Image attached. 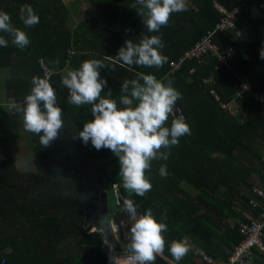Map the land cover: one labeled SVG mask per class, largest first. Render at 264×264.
Segmentation results:
<instances>
[{
    "label": "trees",
    "instance_id": "obj_1",
    "mask_svg": "<svg viewBox=\"0 0 264 264\" xmlns=\"http://www.w3.org/2000/svg\"><path fill=\"white\" fill-rule=\"evenodd\" d=\"M79 1L0 0V10L7 11L18 27L24 28L20 20L23 5L30 4L40 17L37 25L25 28L31 40L26 48L16 47L10 38L7 47L0 46V70L8 74L4 83L8 101L21 106L33 86V76L44 78L47 68L64 120L58 137L43 147L39 136L25 129L21 142L8 137L0 115V264H107L111 245L101 229L87 231L84 216L86 207L99 203L101 194L112 188L117 189L119 201L116 205L109 201L105 219L122 243L129 245L124 232L129 234L131 225L128 217L123 218L127 213L124 201L132 200L137 215L150 208L157 219L168 224L165 235L169 243L187 238L208 257L226 262L241 242L239 224L263 210L255 213L259 204L246 192L253 174L264 181V111L252 98V93L264 92V59L260 58L264 0H187L188 10L174 13L159 33L147 32L144 18L131 7L136 0ZM214 3L238 12L234 27L213 37L220 52L232 50L227 64L218 66L216 58L206 57L200 64L186 61L171 74L170 64L220 22L222 15ZM79 4L89 8L85 10L89 17L75 22L74 16L81 10L74 5ZM153 34L161 36V51L168 57L162 67H129L116 62L115 70L110 66L100 69L101 78L108 81L102 96L111 90L118 107H123L119 104L123 82L137 78L140 72L170 81L182 93L175 110L185 114L191 134L180 138L167 160L152 162L146 175L153 187L141 197L123 187L119 159L111 150L97 151L91 142L86 145L79 138L84 124L94 119L91 106L69 104V92L61 79L85 60L110 64L127 40L139 43ZM209 77L214 84L208 87L202 81ZM242 83L250 90L242 91L239 98ZM212 88L223 102L236 100L237 117L220 109L209 95ZM15 155L21 160L33 159L39 171L19 169ZM161 165L167 167L166 176L159 174ZM182 183L189 189L181 188ZM253 189H259L253 187L251 192L260 198ZM255 263L264 264L256 259ZM155 264L206 263L193 250L177 262L166 246Z\"/></svg>",
    "mask_w": 264,
    "mask_h": 264
},
{
    "label": "clouds",
    "instance_id": "obj_2",
    "mask_svg": "<svg viewBox=\"0 0 264 264\" xmlns=\"http://www.w3.org/2000/svg\"><path fill=\"white\" fill-rule=\"evenodd\" d=\"M131 7L136 8L144 18L148 33H159L162 27L169 24L174 13L188 10V3L187 0H136ZM20 20L24 28L14 25L11 15L0 10V46L7 47L9 38L20 49L31 43L25 28L37 25L40 17L30 4H26L20 8ZM5 33L7 38L3 35ZM163 48L160 35H145L139 43L127 40L119 49L116 61L106 64L98 59L85 60L78 69L67 71L61 79V85L69 92V104L91 106L94 119L84 124L79 138L86 145L91 142L97 151L111 150L119 159L123 187L141 197L153 187L146 175L152 162L167 160L170 149L179 145L180 138L191 134L186 119L183 115L177 116L175 111L182 93L170 81L165 83L154 74L140 72L137 78L123 82L119 100L123 107H118L117 101L111 98V90L102 96L108 81L101 78L100 69L110 66L115 70L116 62H122L121 66L160 68L168 62V57L161 51ZM260 58L264 59V49L260 51ZM32 85L20 108L17 109L15 100L10 101V108L22 111L24 129L39 136L40 144L48 147L64 127L63 109L58 105L56 91L47 77L33 76ZM159 174L167 175L166 165H161ZM124 210L131 220L129 234L126 230L124 233V236H129L125 239L129 242V264H155L157 256L163 255L166 246L177 262L191 250L184 240L167 241L165 233L169 230L168 224L157 219L150 208L137 215L134 202L125 200ZM91 229L89 232H95Z\"/></svg>",
    "mask_w": 264,
    "mask_h": 264
},
{
    "label": "built area",
    "instance_id": "obj_3",
    "mask_svg": "<svg viewBox=\"0 0 264 264\" xmlns=\"http://www.w3.org/2000/svg\"><path fill=\"white\" fill-rule=\"evenodd\" d=\"M215 9L222 15L219 23H217L214 28L203 35L189 50H187L184 55H181L175 63L170 64L171 74L179 70L186 61L196 60L197 64L202 63V60L206 57H214L217 60L218 66H225L228 59L232 55V50L227 52H220L218 46L213 43V37L217 32H225L232 29L235 24V18L237 15V10L234 9L231 12L225 9L221 4L214 3ZM240 31L238 32V34ZM44 77L49 80L51 78V72L47 68L44 69ZM194 74V71L191 72ZM202 83L205 86H212L214 84L213 78L209 77L204 79ZM241 91L237 93V97H241L242 91L250 90V87L246 83L240 85ZM209 94L214 97V99L219 103L221 109L227 112L229 115L237 117L238 114V104L235 99L228 103H223L214 89L209 90ZM252 98L258 104V108L264 111V92L252 93ZM176 115H183L186 119L185 114L181 112L180 109H176ZM264 160V159H263ZM254 193L258 196L264 198V192L253 189ZM238 232L241 235V242L234 248L230 257L226 262H216L212 258L206 256L204 253L196 250L188 241L184 239L190 249L198 254L206 264H256V255L264 258V210L259 213L257 218L250 220L249 222L240 223ZM121 242V239L119 238ZM122 252H111L108 258L107 264H129L127 257L130 255L128 251V246L121 242Z\"/></svg>",
    "mask_w": 264,
    "mask_h": 264
},
{
    "label": "crops",
    "instance_id": "obj_4",
    "mask_svg": "<svg viewBox=\"0 0 264 264\" xmlns=\"http://www.w3.org/2000/svg\"><path fill=\"white\" fill-rule=\"evenodd\" d=\"M80 3V2H79ZM85 4V3H84ZM84 4L81 5L84 6ZM80 7V8H81ZM84 15V13H83ZM88 17L84 18V19H87ZM1 72V70H0ZM66 74V73H65ZM8 78V74L6 73V71H3L2 74H0V115H1V118H2V122H3V125L4 126H8L6 127V133L8 135V137L12 136L13 133L16 135L14 137H17L19 138L20 140H23L22 138L24 137L23 135L26 134L25 133V130L24 128L22 127L23 126V113L22 111H18L16 109H12L10 108V101H8V98H7V91H6V87H4V83H6V80ZM217 94V93H216ZM210 95V94H209ZM218 95V94H217ZM212 96V95H211ZM213 97V96H212ZM219 97V95H218ZM220 98V97H219ZM214 99V97H213ZM221 100V99H220ZM233 100V99H232ZM215 102H217L215 99H214ZM222 101V100H221ZM231 101V100H230ZM229 101V102H230ZM223 102V101H222ZM218 103V102H217ZM223 103H227V102H223ZM219 105V103H218ZM220 107V105H219ZM20 108L17 107V109ZM221 109V107H220ZM222 110V109H221ZM239 110V108H238ZM223 111V110H222ZM225 112V111H224ZM227 113V112H225ZM228 114V113H227ZM239 114V113H238ZM229 115V114H228ZM230 116V115H229ZM242 116V115H241ZM239 121V119H238ZM20 136H22V138H20ZM2 156V148L0 146V157ZM264 158V153L261 154V159ZM250 181H252V185H251V188L246 192L248 195L251 196L250 200L253 201V202H256L257 204H259L258 207H256V210H255V213L258 212V209H263L264 210V198L260 197V198H256L254 197L251 192V189L253 187H256L258 188L260 191H263L264 192V181H261L260 180V177L258 175H255L253 174L251 177H250ZM180 187L181 188H188L189 187L185 184V183H182L180 184ZM190 191H191V194L192 195H196V191L191 189L190 188ZM250 191V193H249ZM258 197V196H257ZM259 200H260V203H259ZM263 203V204H262ZM262 210V211H263ZM244 216L247 215L248 216V213H244ZM106 218V217H105ZM254 218H257L254 217ZM252 218V219H254ZM131 223V222H130ZM184 239H187V238H184ZM182 239V240H184ZM187 241L196 249L198 250L199 252H202L205 254L204 251L198 249L195 245H193L189 239H187ZM206 255V254H205ZM199 256V255H198ZM208 256V255H206ZM200 257V256H199ZM213 259V258H212ZM214 260V259H213ZM216 261V260H215ZM256 261L259 262V263H264V258L259 256V255H256ZM220 262H223V261H220Z\"/></svg>",
    "mask_w": 264,
    "mask_h": 264
},
{
    "label": "water",
    "instance_id": "obj_5",
    "mask_svg": "<svg viewBox=\"0 0 264 264\" xmlns=\"http://www.w3.org/2000/svg\"><path fill=\"white\" fill-rule=\"evenodd\" d=\"M109 201L111 204L116 205L119 201L117 195V189L112 188L109 193L104 192L101 194L100 201L97 204L88 205L84 216V224L87 225L88 221L93 220L91 225L87 227V231L95 227L101 229L107 241L111 245L112 252H122V247L118 239L116 238L110 221L106 220V214L109 210ZM95 213V216L91 214ZM127 236H125V239Z\"/></svg>",
    "mask_w": 264,
    "mask_h": 264
},
{
    "label": "rangeland",
    "instance_id": "obj_6",
    "mask_svg": "<svg viewBox=\"0 0 264 264\" xmlns=\"http://www.w3.org/2000/svg\"><path fill=\"white\" fill-rule=\"evenodd\" d=\"M64 1H72V0H64ZM75 1V0H74ZM81 1V0H80ZM79 1V2H80ZM81 3V2H80ZM74 7H75V9H77V8H79V9H77L78 11L79 10H81V11H79V13L76 15V16H74V21L76 22V21H78V20H80L82 17L83 18H86V17H89V13H86L85 12V10L86 9H89V8H87L85 5L84 6H82L81 7V5L79 4V6H77V5H74ZM81 7V8H80ZM83 13H84V15H83ZM2 72H3V70H1V72H0V74H2ZM6 127H8V126H6ZM12 136H16L14 133H13V135ZM26 138V137H25ZM18 142H21V140H18ZM12 144H14V145H16L14 142H12ZM17 146V145H16ZM16 150H17V148H16ZM18 156H16L15 155V159H17L16 161V163H17V167L19 168V169H23V170H31V171H34V172H38L39 171V166H38V164L36 163V161L34 162L33 161V159H28V161L27 160H21L20 158H17ZM92 216H95L96 214L95 213H93V214H91ZM93 222V220H90V221H88V223H87V225H89L90 223H92ZM86 225V226H87ZM91 225V224H90ZM92 231H97L95 228H92L91 229Z\"/></svg>",
    "mask_w": 264,
    "mask_h": 264
},
{
    "label": "flooded vegetation",
    "instance_id": "obj_7",
    "mask_svg": "<svg viewBox=\"0 0 264 264\" xmlns=\"http://www.w3.org/2000/svg\"><path fill=\"white\" fill-rule=\"evenodd\" d=\"M129 218V219H127V223H130L131 222V220H130V217H129V215H128V213H126L125 215H123V218ZM127 225V224H126ZM126 225H125V227H126ZM127 228V227H126ZM125 228V229H126ZM125 233V232H124ZM126 238H128L129 239V236H127Z\"/></svg>",
    "mask_w": 264,
    "mask_h": 264
}]
</instances>
